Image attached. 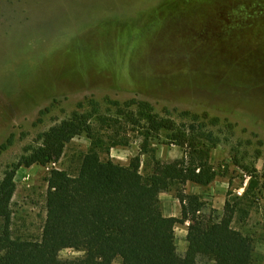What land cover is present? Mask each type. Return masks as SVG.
<instances>
[{"label": "rangeland", "instance_id": "obj_1", "mask_svg": "<svg viewBox=\"0 0 264 264\" xmlns=\"http://www.w3.org/2000/svg\"><path fill=\"white\" fill-rule=\"evenodd\" d=\"M90 100L105 116L111 102L137 100L176 120L183 111L218 118L209 155L217 177L162 198L173 197L172 211L194 199L216 220L234 209L231 226L253 240L264 264V0H0V180L16 183L14 236L38 237L45 217L49 169L17 168L25 149L73 111L88 112ZM144 133L123 124L109 157L127 164ZM89 146L74 137L55 168L75 173ZM148 148L163 161L182 155L164 133ZM185 227H175L182 255Z\"/></svg>", "mask_w": 264, "mask_h": 264}, {"label": "trees", "instance_id": "obj_2", "mask_svg": "<svg viewBox=\"0 0 264 264\" xmlns=\"http://www.w3.org/2000/svg\"><path fill=\"white\" fill-rule=\"evenodd\" d=\"M111 103L115 111L105 116L90 100L88 112L75 110L40 133L37 144L28 146L19 160L17 168L46 167L56 164L74 137L84 135L90 141L75 173L49 169L38 237L14 236L11 201L16 183L9 177L0 180V264H199L200 256L213 264H261L253 240L231 226L234 209L216 220L200 214L190 198L188 206L181 199L178 217L162 210V193L186 183L207 186L217 177L209 155L218 143L212 128L219 119L207 112L183 111L176 120L155 112L147 101ZM127 123L145 133L139 153L122 164L108 154L118 143L113 139L118 129ZM162 133L182 149L180 158L163 161L148 148V141ZM186 219L187 246L180 255L175 227ZM63 249L80 256L62 259Z\"/></svg>", "mask_w": 264, "mask_h": 264}, {"label": "crops", "instance_id": "obj_3", "mask_svg": "<svg viewBox=\"0 0 264 264\" xmlns=\"http://www.w3.org/2000/svg\"><path fill=\"white\" fill-rule=\"evenodd\" d=\"M180 157H181V156H180ZM162 194H164V193H162ZM162 194L160 195V200H161V203L164 204L163 213H164L165 215H167V216H175V217L180 216V213H181V210H180V209L175 210V211H172V209L170 208L172 202H170L168 199L174 201L173 197H172L171 195H164L163 197H166V198H162ZM172 204H173V203H172ZM189 221H190L189 219H186V220L184 221V223H183V224H185V226H186L185 229H184L185 232H186L187 227H188V225H189ZM187 223H188V224H187ZM180 255H182V254H180Z\"/></svg>", "mask_w": 264, "mask_h": 264}, {"label": "built area", "instance_id": "obj_4", "mask_svg": "<svg viewBox=\"0 0 264 264\" xmlns=\"http://www.w3.org/2000/svg\"><path fill=\"white\" fill-rule=\"evenodd\" d=\"M50 166V167H49ZM51 167H55V163H50V165L46 166V169H50ZM188 224V223H187Z\"/></svg>", "mask_w": 264, "mask_h": 264}]
</instances>
